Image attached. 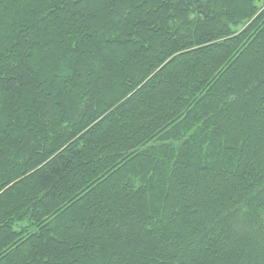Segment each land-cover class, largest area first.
Wrapping results in <instances>:
<instances>
[{
  "label": "trees",
  "instance_id": "1",
  "mask_svg": "<svg viewBox=\"0 0 264 264\" xmlns=\"http://www.w3.org/2000/svg\"><path fill=\"white\" fill-rule=\"evenodd\" d=\"M0 264H264V0H0Z\"/></svg>",
  "mask_w": 264,
  "mask_h": 264
}]
</instances>
